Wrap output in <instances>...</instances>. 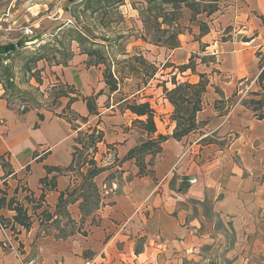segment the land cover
<instances>
[{"label": "crops", "instance_id": "obj_1", "mask_svg": "<svg viewBox=\"0 0 264 264\" xmlns=\"http://www.w3.org/2000/svg\"><path fill=\"white\" fill-rule=\"evenodd\" d=\"M245 1L264 17V0ZM2 16L0 31L6 32L16 21L12 11ZM254 24L258 34L245 42L238 37L222 41L210 26L199 41H181L172 51L178 65H184L199 42L204 44L203 55L216 62V80L208 84L205 98L213 104L202 99L197 120L204 125L180 141L170 138L173 106L164 98L154 108L153 137L169 138L154 157H145V175L138 174L134 160H121L146 135L133 124L136 116L126 105L119 110L125 100L108 106L99 100L105 84L88 56L76 54L54 70L56 81L79 95L69 108L78 117H88L81 97L103 91L96 99L99 115L89 116L86 124L75 122L80 129L97 126L103 131L95 159L108 169L94 178L102 196L92 214L96 224L66 237L43 233L24 197L38 201L43 195L41 211L54 214L60 193L76 181L70 172L47 170L64 169L72 160L76 131L57 116L68 98H61L54 112H21L23 103L10 101L0 84V196L6 192L9 199L17 189L15 197L32 220L29 230L17 226L15 233L0 225V264H257L259 255L264 258V118L242 105L230 107L223 116L214 108L215 101H227L240 87L258 91L254 51L264 47V25ZM242 79H250V85H240ZM111 157L116 163H105ZM45 178L44 187L40 180ZM52 178L55 189L48 190ZM14 215L0 209V217L11 224Z\"/></svg>", "mask_w": 264, "mask_h": 264}, {"label": "rangeland", "instance_id": "obj_2", "mask_svg": "<svg viewBox=\"0 0 264 264\" xmlns=\"http://www.w3.org/2000/svg\"><path fill=\"white\" fill-rule=\"evenodd\" d=\"M193 1L197 4V11L201 13L196 14V11L184 7L174 11L166 5H156L150 11L149 5L140 0H126L116 8L95 13L87 11L82 18L83 24L78 25L71 15L81 0H0V22L2 15L9 11H12L16 21L14 27H9V31H0V44L12 43L14 46L3 63L8 69V76H0V84L10 101L23 103L26 110L45 109L54 112L61 100L54 99V96H57L58 90L62 88L55 79L54 70L68 65L72 57L83 54L82 51L101 50L103 63L95 65L99 62L96 55L88 57V64L98 68L102 82L106 67L110 68L115 77L121 78L117 92L110 93L105 86V94L99 99L102 102L105 100L102 104L108 106L111 101L115 104L125 100L118 106L121 110L127 103L149 102L155 110L165 98L163 87L173 89L171 81L174 76L178 83H194L199 80V74H204V80H207L208 84L216 80V71L213 69L216 62L213 57L203 55L204 44L201 42L198 44V50L192 54L191 66L194 72L186 70L181 73L178 70L181 65H178L174 58V49L169 48L173 34L179 33V46L181 41L196 42L203 36L199 35L200 25L206 24L209 30L210 26L217 28L215 30L220 34L219 39L222 41L238 37L245 42L258 34L254 22L260 26L264 25V17L258 11H253L245 0ZM212 6H218L219 9L207 17L206 13ZM74 11L75 14L83 15L81 9ZM24 27H30L33 35L24 37L21 33ZM83 28L88 31L89 36L87 42H83L81 46L71 40L75 33L69 30L83 31ZM33 40L34 43H30ZM43 45L48 47L42 49ZM38 56L42 59L35 61ZM254 56L259 69V64L264 59V47L257 48ZM139 58L144 59L145 64L140 63ZM262 69L257 73L260 74ZM245 79L241 80L240 85H250V79ZM256 85L257 92H262L258 85V76ZM64 87L65 90H70L67 86ZM243 88L244 91L240 87L236 94L219 105L223 107L222 110H229L235 105L253 110L255 104L252 101L261 99L262 95H254V90ZM216 89L217 87L214 92L217 91L220 96L219 89ZM262 94L264 96L263 92ZM205 98H209L207 87L202 96L203 103H212ZM226 143L227 141H224L220 145L224 146ZM112 161L115 164L117 160L111 157L105 163ZM72 175L78 183L81 182V173L78 170L75 169ZM99 196L101 200L100 189ZM79 204L78 207L74 204L67 206L50 221L43 217L41 225L34 216V222H38L43 233L58 234L61 237L96 224V219L93 218L95 214H92L100 207V203L95 205L94 199H89L83 208ZM40 211L41 209L37 213ZM257 264H264L263 256L259 255Z\"/></svg>", "mask_w": 264, "mask_h": 264}, {"label": "trees", "instance_id": "obj_3", "mask_svg": "<svg viewBox=\"0 0 264 264\" xmlns=\"http://www.w3.org/2000/svg\"><path fill=\"white\" fill-rule=\"evenodd\" d=\"M126 0H81L80 4H76L74 9L72 10V18L76 21L78 25H82V18L87 11L91 13H95L97 11L107 10L116 8L122 5ZM149 5L150 11L156 6L166 5L170 6L174 11L175 9H180L184 7L186 9H190L191 11L198 12L196 8L197 4L193 0H140ZM153 6V7H152ZM76 9L82 10V16L75 14ZM218 6H212L210 10L206 13V16H211L215 12L218 11ZM171 18H173L171 16ZM75 33V36H72L71 40L76 41L81 46L83 42H87L89 33L85 28L83 31L71 29L69 30ZM69 32V33H71ZM208 32V27L206 24L200 25V36L206 34ZM179 33L173 34L170 37V49H176L179 47V40L177 38ZM27 41V40H24ZM12 43L0 44V76H8L7 67L3 66L6 56L13 49ZM48 46L43 45L41 48H46ZM41 49V50H42ZM88 57L92 58L97 55L98 61L95 65H99L103 62V55L101 50H92L84 52ZM42 59L41 56H38L35 61ZM102 59V60H101ZM193 60L192 56L189 58L188 63L181 65L178 67V70L183 73L186 70H191L194 72V68L191 66V61ZM105 61V60H104ZM140 63L145 64L144 59L139 58ZM264 66V59L259 64V69H262ZM103 79L104 84L108 88L110 93H114L118 91V84L121 78H117L110 71V68L106 67L103 71ZM199 80L197 83H189L183 82L178 83L175 81V76L172 78L171 84L173 85V89L168 90L163 87V92L165 94V98L168 102L173 106V113L171 115V120L175 122V128L172 132L170 138L180 141L182 138L186 137L190 133L198 130L201 125H204L205 122H201L197 120V114L202 110V96L206 92V87L208 85V81L204 80V74H199ZM1 82V78H0ZM258 85L260 91L264 93V68L261 70L258 75ZM64 86L60 84V90H58L57 96H54V99H60L63 97L68 98L66 107L62 110L60 114L57 116L65 119L67 123H69L72 127V130L76 131V137L74 138L75 146L73 147L72 152V160L68 167L64 169L60 168H47L48 171H56L58 173L62 172H70L72 173L75 169L81 173V182L78 183L76 178L72 187L68 188L66 191L61 192L58 197V202L55 207L54 214L50 213L47 209H43L39 214H36L38 209L42 208L41 201H43V195H41L38 201H35L33 198L28 196L24 197V200L28 205H32L30 209L33 214L36 215L38 221H40V225L42 223V218H46L45 220L50 221L53 217L57 216V214L61 211H64L69 204H74L78 201H81L79 206L83 208L88 204L89 199H94L95 205L100 203L99 190L94 183V178L106 171L108 167L99 164L95 159V155L97 153V145L103 142V131L98 129L97 126H88L85 129H80V126L75 122L80 119V122L86 124L89 116H98L99 113L97 111L96 99L102 93L99 92L95 96L91 97H81L82 101L85 102L88 117H78L75 113H73L69 108L72 103H74L79 95L76 94L74 89L70 86L66 88L70 90H65ZM262 92H256L254 95H262V98L259 100L252 101L255 104L253 108V112L257 115L259 119L264 118V96ZM74 94V96H71ZM224 104L223 100H217L214 102V108L218 112L220 116H223L227 113L228 109L225 111L222 110V106ZM125 109L130 111L136 119L133 121V124L141 131L142 134L146 135V139H141L140 143L129 150L126 156L121 160V162L134 160V163L139 169V175H145L148 173L146 170L145 157L147 155H151L154 157L161 150V144L165 142L169 136H164L158 134L155 138L153 137L156 133V125H155V111L149 104V102H132L127 103ZM260 112V113H259ZM72 113V114H69ZM259 113V114H258ZM41 118V117H40ZM151 160L147 163L149 164ZM4 166V165H3ZM52 184L48 187V190L55 189L54 178L51 179ZM41 184H44V187L47 186V179H41ZM18 190L16 189L14 192V196L7 199V193L1 192L0 196V209L7 208L8 210H12L15 212L13 216L12 224L10 220L0 217V225L5 227H10L11 230L15 233L16 227H22L25 230H29L32 225L31 215H28V208L20 203L15 195ZM79 194L77 195V193ZM92 212V211H90ZM85 234V233H84ZM69 236V234L64 235L63 237Z\"/></svg>", "mask_w": 264, "mask_h": 264}, {"label": "built area", "instance_id": "obj_4", "mask_svg": "<svg viewBox=\"0 0 264 264\" xmlns=\"http://www.w3.org/2000/svg\"><path fill=\"white\" fill-rule=\"evenodd\" d=\"M10 29H6V31H9ZM21 33L24 37H29V36H32L33 35V32L31 30L30 27H24L21 29ZM26 110V106L24 104L20 105L19 106V111L23 112ZM8 245H10V243H8ZM84 264H93L92 261L90 260H87Z\"/></svg>", "mask_w": 264, "mask_h": 264}]
</instances>
